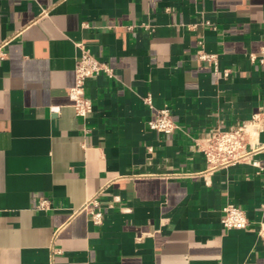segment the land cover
Here are the masks:
<instances>
[{"label":"crops","instance_id":"1","mask_svg":"<svg viewBox=\"0 0 264 264\" xmlns=\"http://www.w3.org/2000/svg\"><path fill=\"white\" fill-rule=\"evenodd\" d=\"M80 42L113 70L85 116ZM262 50L264 0H0V264H264ZM165 106L172 133L148 124ZM256 113L260 166L210 165L197 141Z\"/></svg>","mask_w":264,"mask_h":264},{"label":"built area","instance_id":"2","mask_svg":"<svg viewBox=\"0 0 264 264\" xmlns=\"http://www.w3.org/2000/svg\"><path fill=\"white\" fill-rule=\"evenodd\" d=\"M80 55L76 59L75 82L70 89V98L75 112L79 116H85L92 111V101L86 96L85 84L90 77L106 73L113 75L110 65L95 57L83 44L78 43ZM200 60L213 61L217 69L216 56L200 49L198 53ZM252 61H258L264 68V50L260 53H251ZM229 73L225 71V75ZM263 116L256 113L248 121L226 129H212L197 141V147L205 155L206 160L213 167L235 163L241 160H249L255 166H260L253 156L260 150L255 147L253 140L261 127ZM149 127L163 133H172L178 128L174 121L169 107L165 106L157 111L156 118L149 121ZM264 170V168H262ZM41 208L49 206L48 200L43 199L39 205ZM89 211L91 220L100 224L103 220V211L98 207L96 198H92L83 207ZM221 223L228 229H242L249 226L250 221L245 210L233 204H227L222 209ZM261 235L264 237V227L261 228Z\"/></svg>","mask_w":264,"mask_h":264}]
</instances>
